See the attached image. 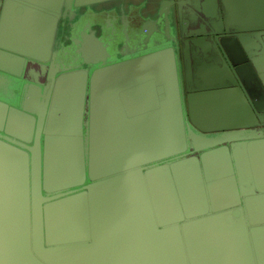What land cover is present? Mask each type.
Wrapping results in <instances>:
<instances>
[{"label": "water", "instance_id": "obj_1", "mask_svg": "<svg viewBox=\"0 0 264 264\" xmlns=\"http://www.w3.org/2000/svg\"><path fill=\"white\" fill-rule=\"evenodd\" d=\"M0 264H264V0H0Z\"/></svg>", "mask_w": 264, "mask_h": 264}, {"label": "flooded vegetation", "instance_id": "obj_2", "mask_svg": "<svg viewBox=\"0 0 264 264\" xmlns=\"http://www.w3.org/2000/svg\"><path fill=\"white\" fill-rule=\"evenodd\" d=\"M58 27H59V25H58Z\"/></svg>", "mask_w": 264, "mask_h": 264}]
</instances>
